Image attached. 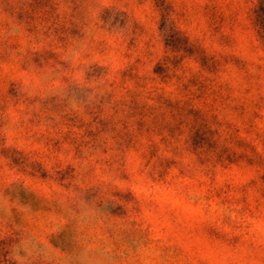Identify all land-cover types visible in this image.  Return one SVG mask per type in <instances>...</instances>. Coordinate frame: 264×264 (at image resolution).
<instances>
[{
	"label": "rangeland",
	"instance_id": "1",
	"mask_svg": "<svg viewBox=\"0 0 264 264\" xmlns=\"http://www.w3.org/2000/svg\"><path fill=\"white\" fill-rule=\"evenodd\" d=\"M0 264H264V0H0Z\"/></svg>",
	"mask_w": 264,
	"mask_h": 264
}]
</instances>
